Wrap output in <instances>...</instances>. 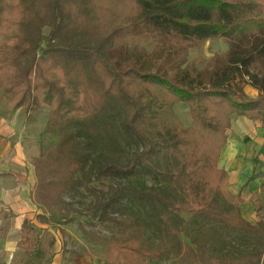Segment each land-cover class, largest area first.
Wrapping results in <instances>:
<instances>
[{
  "label": "trees",
  "instance_id": "1",
  "mask_svg": "<svg viewBox=\"0 0 264 264\" xmlns=\"http://www.w3.org/2000/svg\"><path fill=\"white\" fill-rule=\"evenodd\" d=\"M159 27L171 31L172 52L148 70L118 68L107 55L114 41L149 39ZM214 37L227 48L210 58L206 85L194 88L174 60ZM0 91L26 113L46 104L47 125L57 129L56 142L31 159L43 221L59 222L60 212L69 221L65 195L84 182L102 185L94 215L118 233L83 231L103 247V264H163L171 253L191 264H260L257 247L215 255L206 237L188 233L192 246L180 234L185 220L264 230V217L255 227L224 194L228 173L219 166L233 114L264 123V0H0ZM176 102L188 106L190 125L172 111ZM126 138L138 149L121 162ZM141 174L157 182H138ZM26 227L22 242L31 238ZM148 231L169 247L156 251Z\"/></svg>",
  "mask_w": 264,
  "mask_h": 264
},
{
  "label": "rangeland",
  "instance_id": "2",
  "mask_svg": "<svg viewBox=\"0 0 264 264\" xmlns=\"http://www.w3.org/2000/svg\"><path fill=\"white\" fill-rule=\"evenodd\" d=\"M48 31L47 27L43 29L45 34ZM171 36L172 33L168 28L159 27L149 39L126 38L114 41L107 48V55L113 58L118 68L131 65L146 71L154 66L159 58L165 57L172 52ZM226 48L220 38L214 37L205 41L200 49L190 48L186 52L179 54L177 59L174 60V65L180 71L187 70L190 75L187 81L194 88H201L207 83V64L210 58L214 53H223ZM10 103L11 97L5 96L0 91V162H2L3 166L15 159L24 163L27 167L26 176H24L27 178L26 188L32 193L35 185V175L31 174L33 169L31 159L38 154L41 145H49L56 142L57 129L55 126L47 125L49 106L46 104L42 103L37 110L26 113L20 108H11ZM171 109L185 126L190 125L189 109L184 102L174 103ZM137 149V141L133 138H126L123 142L121 162L127 161ZM6 177L5 173L0 174V178L3 180ZM9 177L15 176L11 174ZM138 182L154 184L157 179L141 174L138 177ZM223 185L222 191L228 195L229 193L224 189ZM101 187L102 185L95 181L84 182L79 184L76 190L65 195L64 211L69 214L70 219L67 222L64 221V218H61L63 212L58 213L59 222L57 223L43 221L42 217H48V214H45L39 205L34 204L35 210L33 211L40 210L41 214H36L32 220H27L31 238L29 242H22L23 233L28 232L26 227L24 231L22 230L21 240L19 241L21 248H27L30 253L37 249L44 250L45 259H50L54 242H59L63 244V247H66L69 257L73 252L83 251H87V255L90 256H100L103 247L93 242L84 233L83 229L106 237H111L118 233L116 227L108 222L101 221L94 215V203L98 189ZM230 199L237 202L241 199V195H230ZM252 203L254 217L248 222L257 227L264 217V198H257ZM181 227L180 238L184 244L194 246L188 233H195L209 239L212 253L215 255H247L257 247L263 252L260 264H264V230L255 233L247 229L226 227L202 220L194 222L185 220ZM148 235L156 251L169 247V240L164 235L150 231H148ZM257 237L261 239V242H257ZM145 264H155V262L147 261ZM163 264H191V262L183 256L171 253L169 258L163 260ZM226 264L241 263L228 258Z\"/></svg>",
  "mask_w": 264,
  "mask_h": 264
},
{
  "label": "crops",
  "instance_id": "3",
  "mask_svg": "<svg viewBox=\"0 0 264 264\" xmlns=\"http://www.w3.org/2000/svg\"><path fill=\"white\" fill-rule=\"evenodd\" d=\"M244 91L250 97L257 95V90L249 85L244 87ZM257 159L260 163L255 165ZM263 163L264 123L233 114L227 143L221 150L219 166L228 173L224 189L232 196L241 195L237 203L247 221L254 217L252 202L257 198H264V190H260V186L264 185ZM26 168L17 159L4 166L0 162V174L5 173L7 176L4 180L0 178V264H41L45 260L44 250L37 249L25 255L19 244L23 222L41 214L40 210L33 211L36 203L30 190L26 188ZM33 170L34 168L31 174L34 176ZM258 171L260 174L249 180L253 172ZM11 174L15 177H9ZM47 264H103V261L100 256L73 257L72 254L69 257L66 247L54 242L50 262Z\"/></svg>",
  "mask_w": 264,
  "mask_h": 264
}]
</instances>
